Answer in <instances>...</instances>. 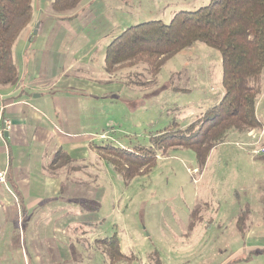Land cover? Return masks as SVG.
<instances>
[{"label":"rangeland","instance_id":"374dc122","mask_svg":"<svg viewBox=\"0 0 264 264\" xmlns=\"http://www.w3.org/2000/svg\"><path fill=\"white\" fill-rule=\"evenodd\" d=\"M210 1L83 0L74 11L56 13L52 0H38L32 29L28 26L12 49L18 72L25 73L24 99L50 115L51 105L67 110L71 130L80 128L77 135H83L86 144L148 149L155 135L173 124L185 128L219 102L220 54L195 43L172 57L153 80L141 65L106 74L105 50L131 26L169 24L174 14L196 11ZM257 83L261 90L255 113L262 127L255 130L264 133V69ZM54 118L57 131L65 129L64 121ZM262 147L264 140L254 145L247 133H230L204 166L186 149L158 153L147 175L128 182L99 161L93 149L86 148L90 166L86 163L89 168L79 174L61 159L45 166L34 154L39 158L31 159L27 172L62 173L63 193L52 201L30 197L33 203L27 206L30 201L17 204L9 190L0 187V264H58L48 259V246L63 257L70 255V262L59 264H190L191 255L181 253L175 259L177 248L188 239L189 223L203 214L219 216L224 226L233 227L234 215L245 208L247 228L253 227L260 246L250 257H244L245 251L236 257L245 264H264V158L249 154ZM17 165L24 181L26 163ZM77 178L84 186L76 184ZM195 205L199 207L191 216ZM110 238H116L127 259L108 260L106 245L98 241ZM59 244L65 247L60 249ZM218 247L223 250L221 260L230 249L222 243ZM237 258L224 264H237Z\"/></svg>","mask_w":264,"mask_h":264},{"label":"trees","instance_id":"16d2710c","mask_svg":"<svg viewBox=\"0 0 264 264\" xmlns=\"http://www.w3.org/2000/svg\"><path fill=\"white\" fill-rule=\"evenodd\" d=\"M83 0H52L56 13L75 10ZM33 0H0V87L14 86L18 81L13 61V46L32 21ZM202 43L220 54V101L185 128L172 125L150 139V147L125 150L109 144L92 148L122 181L147 175L157 161V155L168 151H191L197 163L204 166L211 151L223 144L230 133L246 134L261 129L255 113L260 94L258 78L264 69V0H211L196 11H181L169 24L160 21L131 26L115 37L104 55V71L112 75L121 67L146 66L151 79L175 55ZM71 159L57 151L53 160ZM199 207L195 205L191 216ZM237 218L240 232L247 228V209ZM200 217V216H199ZM189 223L191 229L195 223ZM106 245V255L112 263L127 259L120 252L116 238L99 240Z\"/></svg>","mask_w":264,"mask_h":264},{"label":"crops","instance_id":"0c3cea01","mask_svg":"<svg viewBox=\"0 0 264 264\" xmlns=\"http://www.w3.org/2000/svg\"><path fill=\"white\" fill-rule=\"evenodd\" d=\"M33 10H40L38 0H33ZM29 28L32 29V21L29 24ZM14 63L17 67V60ZM24 77L25 73L23 71L21 74L18 72V81L14 86L0 87V128H2L3 120L7 119L11 122V129L4 134V142L0 139V143L2 144L0 150L3 152L2 154L0 153V173H6L5 184L0 183V187L5 191L9 190L8 192L11 194V197L13 196L12 198L15 203L25 205L26 201H30L27 204L29 206L33 203V201L29 200L30 197H34L37 200L52 201L59 199L63 193L61 191L63 182L62 173L27 172L30 169L29 164L31 159L39 158L34 154L41 156L44 165L47 166L53 162L57 151L64 152L71 159L72 166L76 167V172L79 174L80 171L90 166V163L87 162L86 148L90 151L93 148L91 142L87 141L86 144L83 135L81 137L77 135L80 132V128H77V131L71 130L72 126L67 110H60L58 105H51L52 112L50 115L40 105L32 104L30 101L24 99V85H21ZM51 101L53 102L52 99ZM54 117L57 120L62 119L64 121L65 129L57 131ZM95 153L99 161H101L102 159L99 154L96 151ZM14 156L17 157V160ZM256 158L263 159L264 155ZM61 160L64 161V158ZM18 162L26 163L25 171L27 174L24 181L20 179V166L17 165ZM83 176L85 177V174ZM77 180V185L84 186L82 182L84 180L78 178ZM10 188L13 189L11 190ZM21 209L22 206H20ZM237 217L234 215L233 227L232 225L227 227L224 226L226 222H222V218L219 216L206 217L201 214L195 225L191 229L188 227L186 244L182 243L183 247L177 248L175 259H180L178 256H181V253H183L184 256L191 255L192 262L190 264H201L202 262H205L204 264H224L226 261L236 260V256L244 251V257H250L252 254L251 250L260 246L256 244L259 238L252 231L253 227L245 228V230L240 232L237 226ZM257 224L259 225V223ZM83 226H85L84 223ZM228 236H230V239ZM220 243L223 246L227 245L230 249L228 255L221 260L223 250H220L218 247ZM62 247H65V244H59V248L61 249ZM47 249L51 251L48 254V259L51 261L58 264L64 260L67 262L71 261L70 255L63 257V254H56L57 248L55 249L54 246H48ZM233 249L234 251H232ZM192 253H195L194 257H192ZM2 255L5 257L4 254ZM33 257V261L37 262L38 255L34 253ZM209 260H212L211 263ZM237 261H239L237 264H245L239 259Z\"/></svg>","mask_w":264,"mask_h":264},{"label":"built area","instance_id":"2783aa9c","mask_svg":"<svg viewBox=\"0 0 264 264\" xmlns=\"http://www.w3.org/2000/svg\"><path fill=\"white\" fill-rule=\"evenodd\" d=\"M11 129V122L10 120H3L2 121V128H0V139L4 140V134ZM247 136L254 141V145H256L259 141L264 140V133L258 132V130H250L247 132ZM100 139H104V136H101ZM250 155L257 157L259 155H264V147L262 148H252L249 151ZM5 172L0 173V183L5 184Z\"/></svg>","mask_w":264,"mask_h":264}]
</instances>
